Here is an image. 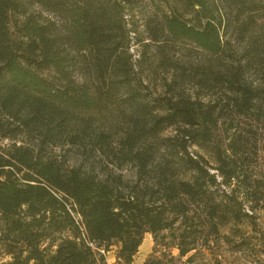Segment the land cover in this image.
Here are the masks:
<instances>
[{
  "label": "trees",
  "instance_id": "1",
  "mask_svg": "<svg viewBox=\"0 0 264 264\" xmlns=\"http://www.w3.org/2000/svg\"><path fill=\"white\" fill-rule=\"evenodd\" d=\"M132 3L0 0V264H106L113 244L117 260L131 264L145 233L153 245L140 264H233L221 244L232 254L249 251L252 261L264 255L253 215L234 188L219 189L239 179L238 128L229 126L225 147L214 150L220 181L203 155L188 151L213 142L226 106L243 115L261 110L259 87L240 81L245 64L201 65L192 76L173 68L164 94L148 100L135 78L141 60L130 52L133 44L162 50L186 41L219 55L226 42L218 2L156 0L143 18L146 43L126 18ZM10 11L22 15L13 31ZM148 62L153 76L156 57ZM184 79L209 92L184 93ZM218 86L229 91L224 106L211 92ZM119 90L134 104L121 133L93 128ZM166 128L174 134L161 137ZM158 137L163 145L154 149ZM64 145L115 168L133 164L132 177L121 186V175L64 167L41 153Z\"/></svg>",
  "mask_w": 264,
  "mask_h": 264
},
{
  "label": "rangeland",
  "instance_id": "2",
  "mask_svg": "<svg viewBox=\"0 0 264 264\" xmlns=\"http://www.w3.org/2000/svg\"><path fill=\"white\" fill-rule=\"evenodd\" d=\"M218 2L220 16L224 25V33L222 35L223 41L226 42L223 52L219 55L211 56L194 48L189 42L178 41L166 47L165 49H157L154 43L145 47L142 43L133 44L130 47V52L134 59H140L141 64L135 70L138 71L136 77L142 79L143 85H137L142 95H145L148 100L164 94L161 87L163 80L166 78L169 81V73L175 68L184 70L185 74L191 75L197 66L214 64L213 69H224L225 64L240 63L245 67L240 81H246L253 86H258L261 90V110L257 113H248L247 115L237 114L231 107L226 106L222 110L220 120L217 128L214 130L213 142L209 143L206 149H200L195 145L190 146L189 152L191 155H203L211 168L210 173H214L216 179L220 181L219 171L215 170L219 165L214 159V150L217 146L224 148L229 137V132L226 129L229 126H234L238 129L236 131L241 135L240 150L236 159V172L239 176L238 181H233L230 186H220L219 189L229 191L234 188V196L240 198L243 203L244 210L251 213L255 220V233L259 236L258 231L264 232V0H215ZM156 0H134L132 8L127 13L126 18L136 26L138 37L143 38L144 42H149L147 32L143 26V18L152 11V4ZM27 12H37V6H27ZM189 18V15H185ZM22 17L16 11L9 12V26L13 31L14 23ZM156 57V72L153 76L149 75L148 59ZM163 62V63H161ZM134 77V76H133ZM134 82V79H133ZM198 88L191 84V81L184 79L182 82V89L184 93L196 92ZM200 90L199 97L204 95V92H209L206 89ZM217 92L214 94L218 98V105L224 106L226 103L225 94L229 93L223 86L215 88ZM207 97V95H206ZM128 99L124 90H119L108 108L102 114L97 115L99 120L93 125V128L98 126L103 129L110 130L112 134L121 133L122 123L124 124L125 114L134 105ZM127 122V120H126ZM232 127V128H234ZM174 134L172 128H166L160 132V136H171ZM3 144L9 143L7 140H1ZM152 146L162 147L163 141L160 138L154 139ZM45 155H53L56 159L65 166L77 164L82 171H90L92 174L106 172L113 177L122 176V184L124 186L126 181L132 177L133 164L123 165L121 168H115L108 164L105 160L91 153L89 150L75 149L64 145L63 147H55L51 149L50 146L43 148L41 151ZM229 153V152H228ZM79 154H82L81 156ZM229 169L233 164L229 161L230 158L223 154ZM248 197V198H247ZM252 199V201H250ZM256 199V201L254 200ZM252 207L253 209L251 210ZM264 243V239H263ZM263 243L261 247L264 250ZM153 245V237L150 233H145L142 243L138 248L131 264H140L144 258L151 252ZM116 244L109 247L108 251H102L106 264H123L116 258ZM219 252L228 258L229 261L234 260L233 264H248L251 260L249 251L243 253L232 254L230 249L226 246H220ZM175 253V251H174ZM258 261H252V264H264V255L258 257Z\"/></svg>",
  "mask_w": 264,
  "mask_h": 264
}]
</instances>
